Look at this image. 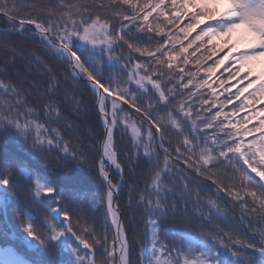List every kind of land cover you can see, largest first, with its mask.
<instances>
[{"label": "snow or ice", "instance_id": "obj_1", "mask_svg": "<svg viewBox=\"0 0 264 264\" xmlns=\"http://www.w3.org/2000/svg\"><path fill=\"white\" fill-rule=\"evenodd\" d=\"M31 7L35 15L30 12L18 19L16 5L9 7L7 0H0V15L13 25L9 34L25 33L31 26L28 38H38L45 56L66 65L74 80L91 88L103 125L94 164L106 185L101 198L111 217L106 232L115 229L109 245L108 235H97L98 222L89 220L79 206L87 203L95 208L97 202L88 201L71 178L62 184L41 177L36 170L40 157L53 151L61 153L60 160L71 171L85 166L83 154L70 151L61 131L41 122V117L52 120L55 112L57 119L52 122L59 123V109L51 103L35 107L24 88L0 79L4 94L0 133L15 135L18 143H27L34 133L31 148L38 154L31 165L5 154L7 168L0 170V216L7 217L14 209L27 237L47 250L49 258L35 264H96L97 253L103 264H131L125 224L114 206L124 187V169L114 138L121 127L125 133L131 130L136 159L147 170L137 205L147 211L152 230L148 264H264V232L259 243L254 238L245 243L221 229L212 230L211 240L200 239L192 229L197 224L207 228L212 216L228 219L212 197L226 198L233 207L264 215V0H43ZM117 49L121 56L114 55ZM10 55L14 62L15 49ZM34 62L44 63L39 56ZM225 64L228 77L221 80L217 71ZM189 65L197 71H186ZM44 67L51 75L52 69ZM200 72L203 76L197 80ZM217 82L230 93L225 97L227 104H233V98L239 101L232 113L211 99L217 97L213 88ZM205 87L211 90L209 96L192 92V88ZM183 90L200 100L199 108L193 107L191 99L177 100ZM241 111L244 115L238 117ZM71 127L67 125L69 130ZM173 132L183 140L169 152ZM225 164L234 169L231 177L217 174ZM110 166L120 173L119 182L110 176ZM29 188L31 204H16L14 193ZM169 216L178 217L187 226L173 227ZM162 232H170L179 243H160ZM26 242L41 255L39 246ZM81 245L87 250L84 255ZM0 264L30 262L12 248H0Z\"/></svg>", "mask_w": 264, "mask_h": 264}, {"label": "trees", "instance_id": "obj_2", "mask_svg": "<svg viewBox=\"0 0 264 264\" xmlns=\"http://www.w3.org/2000/svg\"><path fill=\"white\" fill-rule=\"evenodd\" d=\"M7 2L9 7L13 4L16 5V12L18 13L19 19L27 17L30 12L35 15L36 10L32 9L31 5L33 3H41L43 0H7ZM143 2L144 0H141V3ZM0 27L12 28L13 25L9 24L7 19L0 15ZM31 35V27H29V31L19 35L9 34L8 30L0 29V79H3L6 83L24 88L28 95L29 103L34 104L35 107L39 108L42 104L51 103L59 109V123L52 122L57 119L55 112L51 113L52 120H46L44 117H41V122L46 123L49 128H58L64 140L68 142L70 151H75L77 155L83 154L86 161L85 166L82 170L71 171L60 160L61 153L53 151L51 153H44V156L47 157L46 160L44 156L40 157V164L36 170L41 177L48 176L51 179L59 180L62 184L67 183L69 178H71L81 193L87 196L88 201L95 200L97 202L95 208H89L87 203L79 206L85 209L89 220L95 219L98 222L97 235L107 234L109 237V245H111L114 235L112 229L106 232L110 221L106 212V203L101 199L105 195L106 185L102 183L98 167L95 166L93 157V154L96 153L98 148L99 137L103 132V125L97 114L95 98L89 86L84 84L82 80L73 79L66 70V65H63L61 62L52 61L50 57L45 56L43 45L40 44L38 38L35 40L28 38ZM13 49L16 52L14 62L10 55ZM114 55L121 56V50L117 49ZM127 55V49H124L123 56L126 57ZM35 56L41 57L44 63L34 62ZM126 62V60L121 61V63ZM208 63H211V61ZM44 64L52 69L51 75L46 71ZM226 67H228L227 64L217 71V76L221 80H227L228 73L224 71ZM187 70L197 71L192 65H189ZM107 74L108 70L106 69L105 77H107ZM202 76L203 72H200L196 79L198 80ZM122 79H126V77L122 76ZM186 80L187 78H185V82ZM212 80H216V77H213ZM227 87L228 85L226 84L225 88ZM213 88L217 89V97H211V99H214L218 105H223L225 112L232 113L235 111V106L239 104V101L233 98V104H227L225 97L229 96L230 93L219 88L218 82L213 84ZM183 91L184 95L178 97L177 100L191 99L193 107L199 108L200 100L189 96L187 90ZM231 91L234 92L235 89ZM192 92L196 93L197 96H209L211 90L206 87L203 89L192 88ZM3 102L4 94L0 92V103ZM124 107L127 109V105ZM215 111L216 109L213 108L212 112L214 113ZM161 115H163V111H161ZM243 115V111L237 113L238 117H242ZM68 124L72 125L70 130L67 128ZM200 127L203 129V125ZM145 128H147V121H145ZM170 135L172 147L169 149V152H173L175 147L178 146L177 141L182 142L183 137H177L174 132ZM32 136H34V133ZM32 136L29 137L27 143H18V138L15 135L10 134L6 137L3 133H0V170H6L7 168V165L4 163L6 153L15 155L18 159L29 165L34 163L33 156L38 154L34 153L31 148ZM130 137V129L125 133L121 127L114 132L118 156L124 169V187L123 191L119 194L117 205L129 240V259L131 264H148V260L152 259V230L147 223V211L143 208V205H137L139 195L144 190L148 177L144 163L138 162L136 159V150L130 141ZM165 141L167 146L168 136L165 137ZM156 143H159V139H157ZM143 151V146H141V155ZM98 159L99 156L96 155L95 161H98ZM172 159H175V156ZM160 161L162 166L163 152L160 153ZM236 167L238 168L239 166L237 165ZM225 168H228L227 172L224 171ZM233 170V168L225 164L219 166L217 174L219 176L231 177ZM112 176H114V182H118V173L114 171ZM239 179L238 174L235 177L237 184L239 183ZM21 182L27 184V180L22 179ZM226 182H231V180H227ZM192 187H195V183H193ZM30 190L29 188L16 191L14 193L15 203L26 206L30 205L31 201L28 199V192ZM176 195L179 196L181 193L177 192ZM212 199L218 200L219 207L223 210V215H226L228 219L219 220L215 216H212L209 217L212 223L207 228L202 229L198 224L192 226L197 238L211 240L212 230L221 229L223 232L231 235L233 240H240L246 243L249 238H254L258 243L261 241V233L264 232V215L242 210L238 206L233 207V202L226 198L218 199L217 197H212ZM188 206L192 208L191 203ZM182 207L183 202H181ZM28 210L26 207L25 211ZM180 215L182 216L183 213L181 212ZM169 223L175 228L187 226L186 222L179 220L178 217L169 216ZM76 231L79 234V228H76ZM26 241H31L32 245L39 246L38 241L27 237L14 209L9 211L7 217L0 216V248H12L29 261L30 264H35L41 258H49V254L43 246H39L41 255L38 256L36 249L30 247ZM159 241L167 246L179 243V240H175L170 232L160 233ZM80 247L81 254L84 255L87 250L83 249L82 245ZM96 255V264H103L99 253ZM160 258L164 259L163 256Z\"/></svg>", "mask_w": 264, "mask_h": 264}, {"label": "water", "instance_id": "obj_3", "mask_svg": "<svg viewBox=\"0 0 264 264\" xmlns=\"http://www.w3.org/2000/svg\"><path fill=\"white\" fill-rule=\"evenodd\" d=\"M110 174V173H109Z\"/></svg>", "mask_w": 264, "mask_h": 264}]
</instances>
